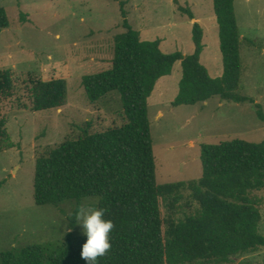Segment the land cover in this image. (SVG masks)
I'll return each instance as SVG.
<instances>
[{
    "label": "trees",
    "instance_id": "1",
    "mask_svg": "<svg viewBox=\"0 0 264 264\" xmlns=\"http://www.w3.org/2000/svg\"><path fill=\"white\" fill-rule=\"evenodd\" d=\"M234 1L213 0L222 57V74L217 78L210 77L200 63L204 33L199 23L192 25L191 54H165L159 40H141L120 2L125 31L113 39L110 65L83 76L81 85L90 103L116 94L121 102V125L95 133L87 125L77 137L36 158L33 199L37 206L70 204L74 211L83 199L93 197L98 198L99 207L108 210L106 218L115 227L111 248L99 264H229L234 257L264 248V235L259 231L262 216L252 196L264 190V140L203 144L198 180L158 184L148 119V98L157 82L179 62L181 79L173 107L193 106L213 97L249 102L264 124L263 108L239 94L241 39ZM180 10L194 19L190 10ZM8 27L5 9L0 7V30ZM11 88L10 72H0V92ZM31 93L34 111L59 109L66 104L67 83L63 79L38 81ZM12 147L0 121V152ZM185 199L197 207L194 213L176 218ZM71 216L68 221L73 230ZM84 242L85 237L69 232L55 245L2 252L0 264H86L80 257Z\"/></svg>",
    "mask_w": 264,
    "mask_h": 264
},
{
    "label": "rangeland",
    "instance_id": "2",
    "mask_svg": "<svg viewBox=\"0 0 264 264\" xmlns=\"http://www.w3.org/2000/svg\"><path fill=\"white\" fill-rule=\"evenodd\" d=\"M120 2L141 40H159L165 54H191L192 25L199 23L204 33L200 63L210 77L222 74L213 0H0L9 21V27L0 30V72L9 71L12 80V88L0 92V121L13 144L0 152V253L55 245L69 233L72 205L55 208L34 203L36 158L77 137L87 125L95 133L122 123L116 94L90 103L81 85L83 76L110 65L113 39L125 31ZM234 8L241 39L239 94L264 110V0H235ZM180 9L190 10L194 19ZM55 79L67 83L66 104L34 111L32 86ZM180 79L181 66L176 62L148 98L158 184L198 180L203 144L264 140V124L252 103L213 97L205 103L173 107ZM252 196L258 201L259 231L264 235V190ZM80 205L98 206V198L83 199ZM196 207L183 200L176 218L194 213ZM70 232L83 237L76 224ZM239 263L264 264V248L234 257L229 264Z\"/></svg>",
    "mask_w": 264,
    "mask_h": 264
},
{
    "label": "clouds",
    "instance_id": "3",
    "mask_svg": "<svg viewBox=\"0 0 264 264\" xmlns=\"http://www.w3.org/2000/svg\"><path fill=\"white\" fill-rule=\"evenodd\" d=\"M108 210L99 206L78 205L71 216L81 229L85 242L81 246L80 257L86 264H99V258L106 255L111 248L110 234L115 225L107 219ZM71 231V228H67Z\"/></svg>",
    "mask_w": 264,
    "mask_h": 264
}]
</instances>
